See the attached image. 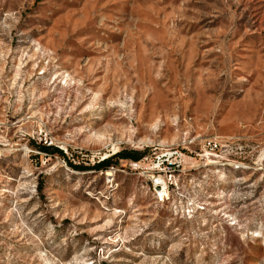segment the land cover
I'll list each match as a JSON object with an SVG mask.
<instances>
[{
    "label": "rangeland",
    "instance_id": "1",
    "mask_svg": "<svg viewBox=\"0 0 264 264\" xmlns=\"http://www.w3.org/2000/svg\"><path fill=\"white\" fill-rule=\"evenodd\" d=\"M210 135L241 157L158 203ZM0 264H264V0H0Z\"/></svg>",
    "mask_w": 264,
    "mask_h": 264
},
{
    "label": "built area",
    "instance_id": "2",
    "mask_svg": "<svg viewBox=\"0 0 264 264\" xmlns=\"http://www.w3.org/2000/svg\"><path fill=\"white\" fill-rule=\"evenodd\" d=\"M242 148L233 137L210 135L158 150L146 168L155 200L160 204L168 201L171 193L180 190V181L189 172L208 168L210 160H238Z\"/></svg>",
    "mask_w": 264,
    "mask_h": 264
},
{
    "label": "trees",
    "instance_id": "3",
    "mask_svg": "<svg viewBox=\"0 0 264 264\" xmlns=\"http://www.w3.org/2000/svg\"><path fill=\"white\" fill-rule=\"evenodd\" d=\"M41 150L43 152L49 151L50 149L48 147H41ZM61 154H63L62 152H60ZM118 157L124 158V159H132V160H138V153L135 152H128V151H122L116 154ZM113 157H110L104 161L99 162L97 165H95L94 167L99 169H107L109 166H111V162H112ZM79 169L85 168V167H77Z\"/></svg>",
    "mask_w": 264,
    "mask_h": 264
},
{
    "label": "bare ground",
    "instance_id": "4",
    "mask_svg": "<svg viewBox=\"0 0 264 264\" xmlns=\"http://www.w3.org/2000/svg\"><path fill=\"white\" fill-rule=\"evenodd\" d=\"M218 163H220V160H210L208 165H216ZM107 176H111V174L107 173Z\"/></svg>",
    "mask_w": 264,
    "mask_h": 264
}]
</instances>
